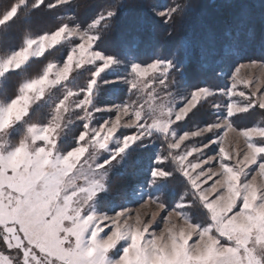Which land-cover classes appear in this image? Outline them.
Wrapping results in <instances>:
<instances>
[{"label":"snow or ice","instance_id":"6c2138e0","mask_svg":"<svg viewBox=\"0 0 264 264\" xmlns=\"http://www.w3.org/2000/svg\"><path fill=\"white\" fill-rule=\"evenodd\" d=\"M247 7L193 40L177 30L191 0L0 6V264H264V31L258 53L242 42ZM134 12L166 48L120 30Z\"/></svg>","mask_w":264,"mask_h":264},{"label":"trees","instance_id":"16d2710c","mask_svg":"<svg viewBox=\"0 0 264 264\" xmlns=\"http://www.w3.org/2000/svg\"><path fill=\"white\" fill-rule=\"evenodd\" d=\"M130 2H134V0H130ZM148 2L166 3L169 0H148ZM261 2L262 0H191L194 8L190 18L185 24L178 25L177 30L187 33L193 40L209 34L215 35L218 39H224V32L237 12L236 6L247 5L246 11L252 22L249 28L242 33L241 39L247 47L254 49L258 53L259 37L261 32L264 31L260 24ZM4 3H6V0H0V6ZM142 23V20L138 18V13L134 12L121 21L120 30L133 31L139 34L142 40H151L157 46H164L165 48L168 46L169 42L162 35L157 33L145 35L142 33ZM116 43L117 40L114 38L109 41V46H115ZM207 75L199 67L194 66L192 69L194 80L205 79ZM255 119L260 120L261 117L257 115ZM132 172L133 168H129L130 175Z\"/></svg>","mask_w":264,"mask_h":264},{"label":"rangeland","instance_id":"374dc122","mask_svg":"<svg viewBox=\"0 0 264 264\" xmlns=\"http://www.w3.org/2000/svg\"><path fill=\"white\" fill-rule=\"evenodd\" d=\"M228 138H229V139H232L231 135H230ZM130 178L134 180V179H136L137 177H134V175H130Z\"/></svg>","mask_w":264,"mask_h":264}]
</instances>
